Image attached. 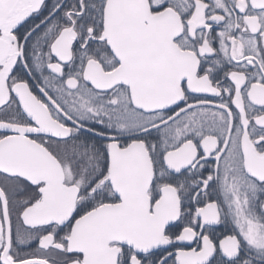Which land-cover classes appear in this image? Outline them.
<instances>
[{
	"label": "snow or ice",
	"instance_id": "obj_1",
	"mask_svg": "<svg viewBox=\"0 0 264 264\" xmlns=\"http://www.w3.org/2000/svg\"><path fill=\"white\" fill-rule=\"evenodd\" d=\"M0 264H264V0H0Z\"/></svg>",
	"mask_w": 264,
	"mask_h": 264
},
{
	"label": "flooded vegetation",
	"instance_id": "obj_2",
	"mask_svg": "<svg viewBox=\"0 0 264 264\" xmlns=\"http://www.w3.org/2000/svg\"><path fill=\"white\" fill-rule=\"evenodd\" d=\"M29 83L35 85V81L32 80L31 78H29ZM33 91L37 92V94H39L38 90L35 88V86L33 87ZM13 219L15 221V217H13ZM228 231H229V229H226L223 225L218 226V228H217V234L218 235L219 234H228ZM31 247L34 249L36 247V244L33 243Z\"/></svg>",
	"mask_w": 264,
	"mask_h": 264
}]
</instances>
